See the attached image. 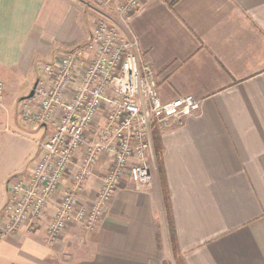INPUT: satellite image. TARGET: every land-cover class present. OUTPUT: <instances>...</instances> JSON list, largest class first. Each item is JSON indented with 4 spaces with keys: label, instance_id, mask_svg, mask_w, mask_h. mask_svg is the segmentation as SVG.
Returning <instances> with one entry per match:
<instances>
[{
    "label": "crops",
    "instance_id": "1",
    "mask_svg": "<svg viewBox=\"0 0 264 264\" xmlns=\"http://www.w3.org/2000/svg\"><path fill=\"white\" fill-rule=\"evenodd\" d=\"M100 13L136 38L139 60L154 70L164 102L187 94L202 100L182 124L159 128L177 254L155 161L144 187L122 177L93 228L74 221L54 241L44 225L2 234L10 179L30 175L54 130L29 121L21 105L38 109V95L29 93L39 63L85 42ZM0 81V115L15 127L0 138V154H15L4 143L19 144L27 159L14 174L13 159L0 155V264H264V0H144L128 26L97 0H0ZM104 121L102 110L96 125ZM31 133L37 138L25 144ZM112 159L102 154L79 206L97 199Z\"/></svg>",
    "mask_w": 264,
    "mask_h": 264
},
{
    "label": "built area",
    "instance_id": "2",
    "mask_svg": "<svg viewBox=\"0 0 264 264\" xmlns=\"http://www.w3.org/2000/svg\"><path fill=\"white\" fill-rule=\"evenodd\" d=\"M97 1L113 10L126 26L131 13L144 2ZM136 47L134 36H124L100 13L85 42L50 62L39 63L35 87L38 109L31 111L25 103L21 105L29 121L50 123L54 130L41 142V154L30 175L10 179L12 195L4 207L2 234L21 227L34 231L44 225L48 239L54 241L71 222L93 228L123 176L128 175L138 188L149 183L155 161L153 130L182 124L186 117L199 112L202 100L187 94L164 102L154 70L140 62ZM3 93L0 81V100ZM102 110L105 121L97 126ZM80 148L84 149L83 156L76 162ZM105 152H111L113 159L100 193L90 205L79 206L84 182ZM74 166L69 185L46 220L55 193Z\"/></svg>",
    "mask_w": 264,
    "mask_h": 264
},
{
    "label": "trees",
    "instance_id": "3",
    "mask_svg": "<svg viewBox=\"0 0 264 264\" xmlns=\"http://www.w3.org/2000/svg\"><path fill=\"white\" fill-rule=\"evenodd\" d=\"M152 136H153V144H154V150H155V162H156V166L159 171V174H160V178L162 180L164 203L166 207V214H167V220H168V225H169L171 243H172V247H173L175 254H177L178 246H177L176 232L173 226L170 196H169V192L167 189L166 179H165V174H164L163 146H162L161 133H160L159 128H155L153 130Z\"/></svg>",
    "mask_w": 264,
    "mask_h": 264
},
{
    "label": "rangeland",
    "instance_id": "4",
    "mask_svg": "<svg viewBox=\"0 0 264 264\" xmlns=\"http://www.w3.org/2000/svg\"><path fill=\"white\" fill-rule=\"evenodd\" d=\"M6 127H7V129H5ZM0 129H1L0 130V138H1L5 134H9V135L13 134V130L15 129V127L13 126L11 128L9 125H7V121L5 120V115H4V116H1V119H0ZM9 129H12V130H9ZM36 135H37L36 133H31V137H30V135L28 137L25 136V137H23L24 140L23 139H21V140H23L24 143L26 144L29 139L33 140V139L37 138ZM3 145L6 146L7 148H9V147L11 148L12 146L15 148V150H13V151H15V154L10 155V154H6V152L5 153L3 152V155H1V154L0 155L4 156V157L9 156L10 161H11V159H13L14 166L16 167V170H18L16 172H13L14 174L22 173L23 170H20V172H19V169H21V168L23 169L25 167V164L27 163V159H26L25 153L23 154V152H21L20 150L17 152V149L20 148L19 144L13 145V144L4 143ZM4 146H2V148L6 149ZM1 156H0V162H2L4 160L1 158ZM32 156L30 157V160L32 159ZM9 188H10V182H9ZM50 215H52V214H50ZM50 215H48V216H50ZM2 233H3V231H2Z\"/></svg>",
    "mask_w": 264,
    "mask_h": 264
},
{
    "label": "water",
    "instance_id": "5",
    "mask_svg": "<svg viewBox=\"0 0 264 264\" xmlns=\"http://www.w3.org/2000/svg\"><path fill=\"white\" fill-rule=\"evenodd\" d=\"M36 84H37V82L35 83L33 89H32L31 92L29 93V96H33V95H34Z\"/></svg>",
    "mask_w": 264,
    "mask_h": 264
}]
</instances>
